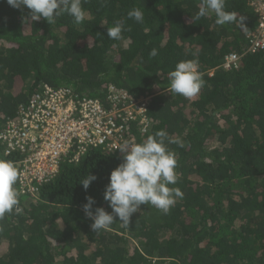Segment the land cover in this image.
Instances as JSON below:
<instances>
[{"label": "trees", "instance_id": "obj_1", "mask_svg": "<svg viewBox=\"0 0 264 264\" xmlns=\"http://www.w3.org/2000/svg\"><path fill=\"white\" fill-rule=\"evenodd\" d=\"M202 0H86L85 20L68 14L49 24L0 0V132L42 82L68 86L105 101L109 85L133 98L149 97L150 126L137 122L128 141L164 130L182 144L176 185L184 193L167 214L142 205L130 226L115 221L94 233L83 205L104 200L118 148H91L65 160L36 195L21 194L22 212L0 219V264H264V49L249 53L256 31L252 0H226L238 23L215 24V14L191 19ZM139 8L144 21L127 16ZM116 21L121 39L107 36ZM156 48L158 55L150 57ZM231 52L239 68L224 67ZM198 59L204 86L192 99L167 91L180 60ZM0 145V154H4ZM22 154L7 155L18 166ZM87 173L97 176L85 190Z\"/></svg>", "mask_w": 264, "mask_h": 264}, {"label": "clouds", "instance_id": "obj_2", "mask_svg": "<svg viewBox=\"0 0 264 264\" xmlns=\"http://www.w3.org/2000/svg\"><path fill=\"white\" fill-rule=\"evenodd\" d=\"M86 0H7V3L16 9L30 10L32 21L46 19L49 24L55 22L57 17L68 14L79 25L86 18L83 3ZM226 0H202V6L191 19L200 20L210 12L215 14V24L238 23L244 27L243 19L235 12L225 10ZM128 18L137 23L144 21V14L139 8H133L127 13ZM124 25L116 21L107 27V36L119 40ZM158 50L153 48L149 56L156 57ZM202 74L199 71L198 59L180 60L169 72V85L167 91L183 96L186 99L195 97L204 86ZM169 144H182L174 137H170L164 130L148 135L141 142L124 141L118 149L122 153V162L119 163L109 175V182L105 186L103 198L107 201L111 211L103 206L93 210L96 203L94 197L86 196L83 211L92 223L91 230L98 233L108 229L115 221H120L125 228L130 226L133 216L141 211L142 205H151L163 214H167L173 207L177 198H183L184 193L176 185L179 179L177 173L176 153L169 148ZM97 179L92 173L79 182L87 190L90 184ZM19 171L16 163L7 158V153L0 154V219L6 214H20V192L17 188Z\"/></svg>", "mask_w": 264, "mask_h": 264}, {"label": "built area", "instance_id": "obj_3", "mask_svg": "<svg viewBox=\"0 0 264 264\" xmlns=\"http://www.w3.org/2000/svg\"><path fill=\"white\" fill-rule=\"evenodd\" d=\"M252 4L258 25L248 35V52L257 53L264 49V0H252ZM244 55L229 53L224 67L239 68ZM148 105L149 97L133 98L114 84L107 88L103 101L79 95L68 86L42 82L0 132L2 150L7 155H23L17 162L21 194L36 195L74 151L71 161H78L91 148H118L130 138L134 122L145 131L150 126Z\"/></svg>", "mask_w": 264, "mask_h": 264}]
</instances>
